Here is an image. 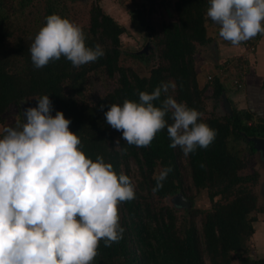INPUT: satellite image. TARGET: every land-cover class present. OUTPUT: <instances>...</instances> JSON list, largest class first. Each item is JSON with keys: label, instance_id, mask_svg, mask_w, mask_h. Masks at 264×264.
<instances>
[{"label": "trees", "instance_id": "16d2710c", "mask_svg": "<svg viewBox=\"0 0 264 264\" xmlns=\"http://www.w3.org/2000/svg\"><path fill=\"white\" fill-rule=\"evenodd\" d=\"M99 1L94 0L89 22L81 28L86 45L100 44L105 55L79 68L61 57L37 70L29 47L47 16L58 14L71 21L66 0H0V124L10 106L19 108L25 100L48 95L51 115L61 111L71 121L69 129L81 138L89 158L95 161L102 156L118 175L127 176L133 162L136 198L118 206L123 238L111 247L101 241L94 264H263L264 256L258 258L252 252L249 256L247 245L258 213H264L252 190L258 174L242 171L257 153L251 138H264V119L233 105L231 114L206 109V100L221 101L226 92L217 74L202 87L197 81L195 55L198 47L212 40L207 33L208 24H213L206 16L209 0H175L174 19L157 25L144 5L130 12V21L150 36L149 52L132 53L140 62L155 61L147 74L122 64L120 37L125 28L104 12ZM227 62L233 67L241 64L227 60L221 66ZM97 79L104 94L91 101L87 87ZM168 81L177 85L168 94L203 113L201 120L216 130L208 149L198 148L186 157L179 147H169L166 129L157 133L150 147L138 148L128 145L122 132L107 124L104 113L110 105L122 106L125 99L139 102L140 91L151 93ZM154 104L159 106L160 101ZM168 122L172 123L170 118ZM166 167L172 171L153 192L154 177ZM201 190L206 191L209 209L193 207L194 196ZM179 193L189 202L181 214L161 205L163 199Z\"/></svg>", "mask_w": 264, "mask_h": 264}, {"label": "clouds", "instance_id": "9594fccd", "mask_svg": "<svg viewBox=\"0 0 264 264\" xmlns=\"http://www.w3.org/2000/svg\"><path fill=\"white\" fill-rule=\"evenodd\" d=\"M206 16L232 46L264 36V0H209ZM29 52L37 70L61 57L79 68L105 55L100 44L86 45L81 26L58 14L46 17ZM176 87L162 82L151 93L140 91L139 102L110 105L107 124L138 148L150 147L166 129L169 147L186 157L208 149L216 130L201 120L203 113L168 94ZM37 101L24 109L22 125L5 127L0 137V264H94L101 241L111 247L123 238L118 206L136 198L135 187L102 156L93 161L85 154L71 121L61 111L51 115L48 95ZM171 171L154 177L153 192Z\"/></svg>", "mask_w": 264, "mask_h": 264}, {"label": "rangeland", "instance_id": "374dc122", "mask_svg": "<svg viewBox=\"0 0 264 264\" xmlns=\"http://www.w3.org/2000/svg\"><path fill=\"white\" fill-rule=\"evenodd\" d=\"M175 0H100L98 4L104 10L105 13L109 14L114 18L120 25L125 28V32L121 35L120 40L122 44V64L134 68L139 74H147L150 67L155 63L152 61L140 62L134 57L132 53L149 52L152 48L150 42V36L144 32L138 25L130 21V12L140 5H144L146 10L151 9V22L155 25L159 24L163 20L174 19L173 16V3ZM94 3V0H66L67 8L69 9L70 19L79 26H86L89 22V11L91 5ZM214 24V23H213ZM210 48V47H209ZM208 57L211 58L212 50L207 49ZM251 53V52H250ZM253 53V52H252ZM204 57L200 48L198 47L197 53L195 55V68L198 66V72L201 73L200 64L203 62ZM212 61H210L211 63ZM214 62V61H213ZM205 73V72H204ZM205 75V74H204ZM212 75L211 77H213ZM206 81H211L207 80ZM110 88L114 86V83H109ZM202 86V84H201ZM90 90V99L93 101V97H99L104 94L103 87L101 86L100 80H94L90 87H87ZM238 92V91H237ZM207 94V92L205 93ZM223 98V97H222ZM242 100V99H241ZM221 101L206 100V109L208 112L214 110L217 114L224 115L226 111L223 110ZM38 104L37 99L31 98L25 100L21 103V106L18 108L16 106H10L4 121L0 124V137H2L3 129L5 127H16L22 119L24 123V109L28 107H36ZM130 179L133 185H135L134 177V164L130 161ZM256 172L258 174V182L255 186L252 187L253 192L257 196L258 206L264 207V159L262 158L259 152L249 161L247 167L242 171L243 174H249ZM190 193V192H189ZM180 196H183L181 193L168 196L161 201V205H166L177 210V214H181L185 206V201L181 199ZM211 206L206 191L201 190L197 192L194 196V205L196 209L206 210ZM199 218L197 220V226L199 225ZM254 233L252 237L248 240V250L249 256L251 252L257 253L259 257L264 256V213H258L257 221L253 223ZM253 255V254H252ZM234 264H237L235 262Z\"/></svg>", "mask_w": 264, "mask_h": 264}, {"label": "crops", "instance_id": "0c3cea01", "mask_svg": "<svg viewBox=\"0 0 264 264\" xmlns=\"http://www.w3.org/2000/svg\"><path fill=\"white\" fill-rule=\"evenodd\" d=\"M207 29L208 36L212 40L209 45L199 47L204 57L200 64L202 72H198L199 66L195 68L199 85L204 86L208 76H215L218 68L225 61L236 59L238 62H243L247 67L244 86L241 89L234 88L230 81L232 70H226L220 77L226 90L223 95L228 100L230 107L233 105L237 109H248L264 119V36L260 35L258 38L255 37L256 39L249 40L251 45L242 43L239 46H232L230 42L224 41L219 36L218 25L208 24ZM251 47L252 50L249 49ZM207 49L212 50L210 59ZM210 61L212 62L210 63ZM252 253L255 257L258 256L257 253ZM258 258L261 257L258 256Z\"/></svg>", "mask_w": 264, "mask_h": 264}, {"label": "built area", "instance_id": "2783aa9c", "mask_svg": "<svg viewBox=\"0 0 264 264\" xmlns=\"http://www.w3.org/2000/svg\"><path fill=\"white\" fill-rule=\"evenodd\" d=\"M250 50H252V47L249 48ZM233 62V60H231ZM237 60L234 59V63L236 62ZM238 62V61H237ZM241 64L238 65L237 67H234L230 64V63H225L224 65H222L221 67L218 68L216 74L219 76V77H222L224 71H230L232 70L231 72V77H230V81H231V84L234 88L236 89H240L242 88V84H243V81L245 79V76H246V70H247V67H246V64H244L243 62H240ZM212 77L211 76H208L207 77V80H210Z\"/></svg>", "mask_w": 264, "mask_h": 264}, {"label": "water", "instance_id": "95a60500", "mask_svg": "<svg viewBox=\"0 0 264 264\" xmlns=\"http://www.w3.org/2000/svg\"><path fill=\"white\" fill-rule=\"evenodd\" d=\"M144 52V50L142 51ZM222 106L223 110L226 111V113L231 114V107L228 102V100L225 98L224 95H222ZM251 141L254 143V148L256 149L257 152H259L264 159V138H251ZM183 201H185V204L188 205L189 207V202L183 198V196H180ZM264 264V263H263Z\"/></svg>", "mask_w": 264, "mask_h": 264}]
</instances>
